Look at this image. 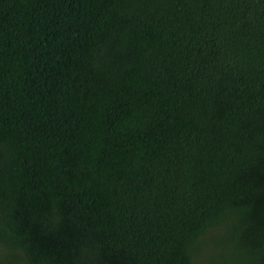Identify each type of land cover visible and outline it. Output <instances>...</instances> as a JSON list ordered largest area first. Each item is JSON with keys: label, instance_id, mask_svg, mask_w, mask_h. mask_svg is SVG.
<instances>
[{"label": "trees", "instance_id": "16d2710c", "mask_svg": "<svg viewBox=\"0 0 264 264\" xmlns=\"http://www.w3.org/2000/svg\"><path fill=\"white\" fill-rule=\"evenodd\" d=\"M0 264H264V0H0Z\"/></svg>", "mask_w": 264, "mask_h": 264}]
</instances>
